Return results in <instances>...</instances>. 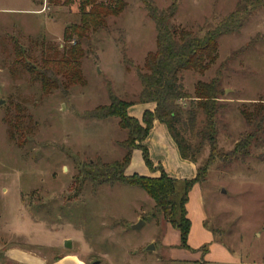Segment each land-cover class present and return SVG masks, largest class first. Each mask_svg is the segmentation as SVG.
I'll list each match as a JSON object with an SVG mask.
<instances>
[{
	"label": "rangeland",
	"instance_id": "374dc122",
	"mask_svg": "<svg viewBox=\"0 0 264 264\" xmlns=\"http://www.w3.org/2000/svg\"><path fill=\"white\" fill-rule=\"evenodd\" d=\"M238 2L176 0L172 24L204 32ZM125 3L118 17L107 20L106 31L82 43L81 80L67 85L56 75L59 86L44 90V61L59 58L64 30L78 23V4L52 8L46 0H0V264H264V123L257 128L260 119L243 117L255 108L264 117V8L238 33L220 38L208 72L184 75L190 94L197 82L218 75L225 91L219 103L226 106L215 162L189 203L188 250L180 248L170 224L178 210L153 218L154 203L139 188L79 187L83 166L110 164L125 153L119 144L126 132L116 120L86 115L107 106L109 92L136 100L137 72L156 48L154 24L141 1ZM152 3L162 11L171 0ZM249 137L248 157L224 164L236 143ZM207 157L205 148L197 166ZM138 162L144 165L142 158L132 165ZM138 221L143 226L132 230Z\"/></svg>",
	"mask_w": 264,
	"mask_h": 264
},
{
	"label": "trees",
	"instance_id": "16d2710c",
	"mask_svg": "<svg viewBox=\"0 0 264 264\" xmlns=\"http://www.w3.org/2000/svg\"><path fill=\"white\" fill-rule=\"evenodd\" d=\"M140 1L156 32L155 51L146 56L144 71L137 72L141 90L132 102L109 92V104L86 115L87 119L96 121L116 120L118 127L126 132L125 141L119 144L125 153L121 160L110 164L98 161L83 166L79 174V187L90 184L92 189L104 185L139 188L154 203L153 218L161 214L165 219L169 216V210H178V217L170 224L178 232L180 248L188 250L190 222L185 205L192 188L204 182L208 169L215 162L219 118L226 106L219 103L225 91L220 89L218 75L206 83L197 82L191 94L184 88V75L191 73L201 76L208 72L218 59L220 38L238 33L252 13L264 8V0H239L235 11L215 28L197 34L172 24L177 11L176 0H171L170 6L162 11L153 5L152 0ZM46 3L52 8L69 7L77 3L79 14L78 23L64 30L63 51L59 58L44 61L45 69L39 76L43 89L51 90L59 86L56 75L65 79L67 85L81 80L79 68L84 57L82 43L91 35L106 31L107 20L118 17L125 10L126 3L125 0H46ZM147 104H153L154 110L144 111L141 121L128 115L130 107ZM261 115L258 108L249 114L243 112L246 122L252 118L260 119L257 128L264 123ZM154 121L166 127L182 160L197 166L203 150L208 149V157L201 167H196L194 179L176 181L168 178L160 166H153L143 143ZM251 140L252 137H249L242 145L236 143L233 151L222 162L230 165L246 159ZM135 150L140 152L149 172L160 173L158 178L125 175ZM202 250L204 257L207 247H202Z\"/></svg>",
	"mask_w": 264,
	"mask_h": 264
},
{
	"label": "crops",
	"instance_id": "0c3cea01",
	"mask_svg": "<svg viewBox=\"0 0 264 264\" xmlns=\"http://www.w3.org/2000/svg\"><path fill=\"white\" fill-rule=\"evenodd\" d=\"M35 13V12H34ZM153 111L154 105H137L128 109V115L138 121H141V117L144 111ZM143 145L148 150L149 159L154 167L160 166L166 176L173 180H192L196 176V166L190 162L184 161L180 158L177 147L173 143L166 127L157 121L153 122V126L144 141ZM141 159L139 151L135 150L132 153L131 163L125 171L126 176L139 175L147 178H158L159 174L149 172L144 165L137 163L136 166L132 165L133 159ZM142 165V166H141ZM198 185H195L188 195V201L185 205L186 215L189 222L191 217L189 216L190 201L194 196V192ZM194 198V197H193ZM200 208L202 206L201 198H198ZM199 221L203 226L205 221V215L201 209H199ZM205 257V256H204Z\"/></svg>",
	"mask_w": 264,
	"mask_h": 264
},
{
	"label": "water",
	"instance_id": "95a60500",
	"mask_svg": "<svg viewBox=\"0 0 264 264\" xmlns=\"http://www.w3.org/2000/svg\"><path fill=\"white\" fill-rule=\"evenodd\" d=\"M227 92H228V91H226V93H227ZM223 194H225V193L223 192ZM143 224H144L143 221H138L137 224L131 226V229L134 230V231H137V230H139V229L141 228V226H143ZM64 247H65V248H69V241H65V242H64ZM146 250H148V251L153 250V246H149V247H147ZM93 264H99V263H98V262H95V263H93Z\"/></svg>",
	"mask_w": 264,
	"mask_h": 264
},
{
	"label": "bare ground",
	"instance_id": "6f19581e",
	"mask_svg": "<svg viewBox=\"0 0 264 264\" xmlns=\"http://www.w3.org/2000/svg\"><path fill=\"white\" fill-rule=\"evenodd\" d=\"M69 260V259H68ZM71 262V261H70Z\"/></svg>",
	"mask_w": 264,
	"mask_h": 264
}]
</instances>
